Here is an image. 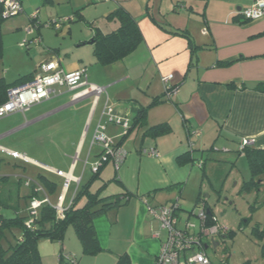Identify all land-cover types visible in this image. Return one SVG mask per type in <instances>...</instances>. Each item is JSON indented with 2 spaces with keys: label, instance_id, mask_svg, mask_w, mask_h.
Returning <instances> with one entry per match:
<instances>
[{
  "label": "crops",
  "instance_id": "obj_1",
  "mask_svg": "<svg viewBox=\"0 0 264 264\" xmlns=\"http://www.w3.org/2000/svg\"><path fill=\"white\" fill-rule=\"evenodd\" d=\"M20 1L25 11L24 6L28 0ZM255 1L52 0L51 3L46 4L43 0H39L43 7L56 4L68 7V10L63 11L62 14H57V19L61 20L64 16L65 19H70L61 25L59 32L64 26L79 22L80 25H72L64 29V35L68 34L71 39H77L78 47L92 45L90 42L94 39V26L104 33L103 29L101 30V23L104 21L113 22L110 27L116 30L119 22L107 20V17L120 6L138 20L143 36V42L135 52L110 66L95 65L94 59L83 55L68 60L65 65L59 60L65 71L85 70L90 84L107 88V94H104L98 102L93 95H86L89 86H79L74 89L56 86L46 104L27 112V114L31 113L29 115L31 121L24 123L23 119H28L26 113L14 115L16 119L13 125L16 133L31 128L44 119L64 117L59 134V145L63 148L56 150V154L69 162L62 163L64 159L57 162L62 167L59 171L67 173L75 186L76 179H81L82 183V176L90 163L95 146L102 149L100 145L93 144L99 126L106 127V134L115 141V144L121 140L125 131L121 124L111 122L103 115L107 100L114 115L128 120L131 126L141 107L150 105L155 97L163 96L164 78L172 75L173 80L170 84L177 87V93L170 99L164 98V102L148 108L145 120L148 127L161 122L169 123L172 132L153 138L145 136L144 127L133 131L143 129L142 146L138 154L144 155L142 150H146L144 138L154 140V143L147 147H153L160 154L159 158L151 157L155 160L154 166L159 169V177L151 180L153 183L147 186V192L142 196L126 192L130 193V197H126L122 206L110 209L96 219L95 229L103 251L95 256L84 255L81 242L75 230L70 227L62 242L48 239L40 242L39 251L43 264H71L65 259L66 256L75 257L79 264H116L124 254L130 257L131 264H155L166 237L161 229V223L150 215L149 206L157 207L178 201L181 207L178 216L182 219L181 213L186 212L183 209L186 207L184 200L187 198L184 191L190 183L193 166L198 162L196 158L198 150L205 149L211 143V148L217 147L219 142V147L224 153L216 150L218 153L213 155L218 160L225 161L234 159L231 152L243 139H254L256 143L253 147L264 150V18L258 21H246L240 15ZM79 12L80 15L77 14ZM57 19L55 21H58ZM80 21H85L87 27L78 31V27L83 26ZM37 32L42 37L41 29L37 28ZM183 32L188 34L189 38L186 34L183 35ZM17 80L9 82L6 80V82L12 84ZM229 85L233 86L229 87ZM102 99H104L103 108L98 115ZM43 107H46V114L39 116ZM110 124L114 127L110 128ZM115 124L121 125L123 131L117 130ZM176 128L180 131V135L171 137ZM109 129L111 134L108 132ZM193 130L199 131L200 136L190 137L189 133ZM2 138L4 137L0 136V139ZM193 139L199 140L197 143L192 142L197 150L187 146L188 141ZM124 142L120 148L125 150ZM0 151L10 154L11 150L2 148ZM188 152L191 153V158L197 160L196 162H192L190 156L185 159L180 158ZM234 152L237 153L236 150ZM15 153L24 155L28 163L51 172L59 166L56 162L45 164L23 153L17 151ZM84 153L85 158H83ZM101 153H98L97 157ZM201 155L202 158L204 156L202 151ZM237 155L240 156L238 153ZM82 163L83 173L77 176L76 170ZM95 163L96 161L91 166ZM123 164L116 171L115 178L109 182L114 181L125 188L124 183L127 181L130 164L127 157ZM205 166L204 162L201 168L204 170ZM204 175L201 184L207 178L206 172ZM201 187L202 185L199 186L194 206H198V197L200 194L202 196ZM77 189L78 186L75 187L76 192ZM45 191L51 204L58 205L53 204L50 198V195L57 191V186L54 193H50L47 189ZM219 191L221 189L217 193ZM34 192L36 196L33 199H44V196L40 198L39 193ZM149 193L154 194L148 196ZM202 197L206 200L209 196ZM66 198L67 195L64 198V207H68L73 200L72 198L65 206ZM58 202L59 199L56 203ZM212 213L217 217L213 210ZM236 236L237 234L234 239ZM221 241L225 243L222 237H217L215 245ZM207 244L205 249L208 256L214 244ZM224 255H230L228 248L225 249ZM240 261L243 264H264L261 251L260 254L258 251L256 254L245 252Z\"/></svg>",
  "mask_w": 264,
  "mask_h": 264
},
{
  "label": "rangeland",
  "instance_id": "obj_2",
  "mask_svg": "<svg viewBox=\"0 0 264 264\" xmlns=\"http://www.w3.org/2000/svg\"><path fill=\"white\" fill-rule=\"evenodd\" d=\"M24 10L25 11L16 16L5 19L2 23L1 29L3 34L4 54L0 60V78H6L8 82L10 80H17L20 76H28L35 73V70L42 61L57 59L61 60L65 65L68 60L79 58L81 55L86 58L94 59L95 65H98L94 56L93 45L78 47L79 43L76 41L77 39H71V36L68 34L64 35L65 28L71 27L72 25H80L79 22L64 26L61 32L49 25L41 26L40 29L43 41L40 44L35 41L38 32L37 29L33 27L31 19L37 17L39 20L38 22L42 24L50 20L54 22L55 19H57V14H62L63 11L68 10V7L59 6L58 4L55 6L46 5L43 7L39 0H28L24 6ZM59 16L62 17V15ZM62 19H65V16L62 17L61 20ZM80 22L83 23L81 24L83 26H79L78 31L83 27H87L85 21ZM112 23L113 22L104 21L101 23V30L103 29L102 31L105 34L112 32L115 30L110 27ZM90 40L91 39H89V41ZM53 56L54 58H52ZM103 101L104 99H102L98 108V115L103 108ZM44 104H46V101L31 109L36 110V108L38 109V107ZM30 114L31 113H28L26 115L28 119H23L24 123H26V121H31L32 118L30 119ZM39 114V116L46 114V107L41 108ZM14 115L16 114L0 119V136L4 137L0 139V147L11 150L9 152L12 153L15 151L23 153L45 164L46 162H50V164H55L56 162V164L58 163L57 165H59L57 161H62L64 158H60V156L56 154V150H61L63 148L59 145V134L61 133L64 117L57 118L59 116H56V118L44 119L41 123L16 133L14 132L15 127L13 125L16 119ZM112 125L113 124H110V128L114 127ZM115 126L118 127L117 130L123 131L121 125L115 124ZM174 131V135L171 137H178L180 131L177 130V128L176 130L174 129ZM108 132L110 133V129ZM91 136L92 134H90V137ZM142 140L143 129H139L133 132L124 142L125 150H122L126 152L127 160L130 162L129 170H127V181L124 183L125 188L116 184L114 181L109 182L115 178L117 171L113 162H110L105 168L102 178L93 183V191L99 189L105 182H109L106 189L102 192L101 197H108L126 192H130L134 195L140 194L142 196L144 192H147V186L153 183L151 180L159 177V169L154 166L155 160L152 159L151 156L138 154L142 146ZM197 140L198 139H193V141H188L187 146L192 149L190 143H197ZM153 143L154 140L151 138H144V145L146 147H143L146 148V150L152 149L153 147L147 146ZM217 143L218 145L213 148L214 150H211V143L205 149L201 148L196 153L198 162L202 159L206 166L204 170L198 165V162L193 166L190 183L184 191L187 198L184 200L186 201L184 204L186 207L183 209L186 212L181 213L182 219L179 223V227L181 229L185 228V222L190 212L193 210L199 211L198 206H194V200L199 191V186L202 185V196H209V198H206V202L217 215L221 225L226 226L229 230L237 234L234 241L227 240L225 243L221 241L217 250H214L213 247L210 248L208 256L212 264H243L240 260L245 252L256 254V251H258L260 254L259 244L252 240L250 233L254 224H264V181L260 187H253L250 191L242 190L244 184L242 181H248L251 177L246 158H244V156H238L237 153L234 152L235 150L238 151V145H235L234 151L231 152L234 157L233 160H218L213 153H218L216 150H220L219 153L224 152L221 151L223 149L219 147V142ZM217 143L214 142V144ZM195 147H193L194 150L196 149ZM101 150L100 147L95 146L93 155L90 158V163L82 176V184L87 183L92 177L91 164L97 161L99 158L97 154L101 153ZM144 150L145 149L142 151ZM201 151L204 154L202 158ZM83 158H85V153L83 154ZM65 162L68 163L69 160L64 159L62 161V163ZM56 168L55 171L51 172L40 166L16 159L7 152L0 151V178L7 177V181L0 183V196H2L4 201H8L7 203L9 206L14 207L16 205L15 203L19 201L20 215L26 216L28 214L26 209V202L29 200L28 196H30L33 191H36L37 184L44 190L47 189L44 181L41 179V177H46L57 184V191L55 194L50 195L53 204H58L56 202L62 194L65 196L67 195L65 204V206H67L76 192L75 187L78 185L75 186V184L71 183L68 191H64L66 179L64 177L61 179L57 175V172L61 170L62 167L59 165ZM83 169V163L79 164L75 175H82ZM203 172H206L207 178H205L201 184ZM262 179L264 180V176L261 177V180ZM28 181H30L29 185L26 183ZM259 181L260 179L256 182ZM220 189L221 192L218 194L217 191ZM10 195L13 196V199L15 198L14 204L9 200ZM38 195L40 198L44 196L42 191L39 192ZM19 197H21L20 200H18ZM10 202L12 204H10ZM29 204L28 201V205ZM259 204L261 206H259ZM171 205L172 203L167 206ZM252 206L260 207V209L252 213L250 210ZM177 214L180 215V211L177 212ZM0 215H3L5 218H14L17 216V211L14 208L1 207L0 205ZM189 220L193 223L197 222L196 224L199 223L197 217H190ZM247 220H250V224L246 223ZM163 231L167 238V232L165 230ZM9 239L14 241L15 236L11 235ZM41 241H46V239H42ZM226 248L230 250V255H224ZM227 258H229V261Z\"/></svg>",
  "mask_w": 264,
  "mask_h": 264
},
{
  "label": "trees",
  "instance_id": "obj_3",
  "mask_svg": "<svg viewBox=\"0 0 264 264\" xmlns=\"http://www.w3.org/2000/svg\"><path fill=\"white\" fill-rule=\"evenodd\" d=\"M43 1L46 4L52 2V0ZM77 14L80 15V12ZM4 20L3 8L0 7V60L4 54L3 34L1 29ZM107 20L118 21L119 27L116 30L105 34L102 33L98 27L94 26L95 35L92 45L96 62L101 66H110L124 60L135 52L138 46L143 42V36L139 28L138 20L132 17L122 6L112 12L107 17ZM31 22L36 24L38 29L45 25L52 27L53 23L52 20L44 24L39 23L37 17L31 19ZM185 34L186 33L183 32V35ZM186 37L189 38L188 34H186ZM35 73L21 77L12 84H8L4 78H0V106L7 101V92L9 88L31 80ZM231 86L233 85H229V87ZM164 95L165 93L161 97H155L150 105L146 107L143 106L138 110L130 129L122 136L121 140L116 144V147H121L123 142L136 128L144 127L145 136H151L153 138H158L172 132V127L169 123H161L148 127L145 122L148 108L154 104L164 102ZM211 150H213V147ZM193 152L194 151H192V154ZM238 154L246 158L251 174L250 179L244 182L242 190L250 191L253 187L262 186L263 181L261 180V177L264 176V150L248 147L242 154ZM101 156L102 153L98 155L99 158H101ZM188 156H190L192 162L197 161L193 157L191 158L190 152L180 158L185 159ZM109 163L110 160L96 173L92 172V177L87 183H81L79 185L73 201L68 207H65L62 216L59 215L55 206L48 204H43L37 210L36 214H31L28 201H31L34 196H36L35 192L28 196L29 200L26 202L28 214L26 216L20 215L19 201L15 203L16 205L14 207L9 206L7 203L8 201H4L2 196H0L1 207L14 208L17 211V216L14 218H5L3 215H0V264H43L39 251V242L42 239L62 242L66 231L70 227L75 230L76 235L81 242L84 255L95 256L100 254L103 249L100 245L95 229L96 219L110 209L119 208L122 206L126 197H130V193L101 197L102 192L107 187V182L96 191L92 190L93 183L102 178V171ZM203 176H205L204 172ZM41 179L44 181L47 190L50 193H54L57 184L46 177H41ZM258 179H260V181L256 182ZM0 181V183L7 181V177L0 178ZM151 194L154 193H149L148 196ZM122 197H124V199H121ZM20 199L21 197L18 198V200ZM9 200L14 204L15 198L13 199V196L10 195ZM198 200L199 204L205 202V199L201 194L199 195ZM11 202L10 204H12ZM258 209H260V207H250L252 213ZM211 215H213L212 212L209 216ZM249 222L250 220L246 221L247 224H250ZM213 224L214 222L209 218L207 220V225L212 226ZM11 235L15 236L14 241L9 239ZM235 235L236 232L230 230L229 233L226 236H222V238L225 242L227 240L233 241ZM250 235L254 241L259 243L261 258L264 259V224H254L251 228ZM116 264H131L130 257L127 254H124L120 256Z\"/></svg>",
  "mask_w": 264,
  "mask_h": 264
},
{
  "label": "built area",
  "instance_id": "obj_4",
  "mask_svg": "<svg viewBox=\"0 0 264 264\" xmlns=\"http://www.w3.org/2000/svg\"><path fill=\"white\" fill-rule=\"evenodd\" d=\"M0 7L3 8V17L5 19L23 12L20 0H0ZM241 16L246 21H258L263 19L264 0H256L250 8L241 13ZM68 21H70V19L54 21L52 23V27L60 30L61 25ZM32 25L36 29L38 28L36 24L32 23ZM35 41L39 44L42 43L39 35L35 37ZM172 80V75L163 79L165 85L164 96L168 99L177 93V87L170 84ZM56 86H66L70 89H74L79 86H89V90L86 91V95H93L96 102H98L104 94H107L106 87L92 85L88 82V76L85 70L67 72L63 69L59 60H45L38 65L36 73L31 80L8 89L7 101L0 106V119L16 113L25 115V113H27L32 107L49 100L53 95ZM103 115L107 116L111 122L115 121L121 124L125 130L123 135H125L131 127L128 120L121 119L114 115L112 107L108 104V100ZM105 129V126L100 125L94 135L93 144L100 145L103 151L101 158H99L96 163L92 165L93 173H96L109 160L110 162H113L116 170H118L126 158V152L122 150V148L116 147L114 141L106 134ZM189 135L190 137H199L200 132L193 130L190 131ZM255 143L256 141L254 139H243L240 143H238L237 153L242 154L246 148L253 147ZM190 144L191 147H193V144ZM0 149L2 150L1 147ZM226 151L227 150H225V152ZM10 154L16 159L27 162V158L22 154L15 152H10ZM143 154L155 158L160 157V154L154 148L144 150ZM76 161L77 158L75 162ZM199 164L200 167H202L204 162L200 161ZM57 175L66 179L64 191L67 192L72 182L71 178L61 171H58ZM75 182L79 187L81 179H76ZM26 183L29 185L30 181ZM41 191L44 194V199H32L30 202L31 214H36L37 210L43 204L52 205L45 190L37 184L36 192L39 193ZM64 198L65 195H62L59 198L58 205L55 206L60 216L63 215L65 210ZM198 210L199 211L193 210L190 212L189 218L197 217L199 223L196 224L190 222L188 219L185 222V228L181 229L179 227L181 218L177 214V212L180 211L178 201L173 203L171 206H149L150 215L157 219L161 223V229L167 232V238L162 243L161 250L155 264H212L210 258L206 254L205 248L208 245L207 243H212L211 241L213 239L215 240L217 237L226 236L230 230L226 226L221 225L215 215L209 216L207 207L203 202L198 205ZM209 218L214 222L212 226L207 225V220ZM65 259L71 264H79L77 259L73 256H66Z\"/></svg>",
  "mask_w": 264,
  "mask_h": 264
},
{
  "label": "water",
  "instance_id": "obj_5",
  "mask_svg": "<svg viewBox=\"0 0 264 264\" xmlns=\"http://www.w3.org/2000/svg\"><path fill=\"white\" fill-rule=\"evenodd\" d=\"M93 43V39H92V41L90 42V44H92ZM204 162V161H203ZM204 165V164H203ZM220 192L221 191H219L218 192V194H220ZM209 198V197H208ZM204 204H205V206L207 207V212L209 213V214H211V212H212V208L211 207H208V204H207V202H206V200H205V202H204ZM188 220V219H187ZM212 244H214V246H213V249L214 250H217V248L220 246V242H218L216 245H215V240L213 239L212 241ZM208 246V245H207Z\"/></svg>",
  "mask_w": 264,
  "mask_h": 264
},
{
  "label": "clouds",
  "instance_id": "obj_6",
  "mask_svg": "<svg viewBox=\"0 0 264 264\" xmlns=\"http://www.w3.org/2000/svg\"><path fill=\"white\" fill-rule=\"evenodd\" d=\"M204 203V202H203ZM181 209V208H180Z\"/></svg>",
  "mask_w": 264,
  "mask_h": 264
}]
</instances>
